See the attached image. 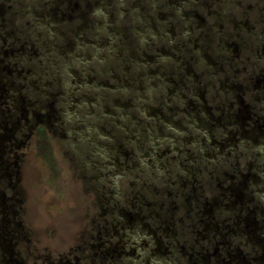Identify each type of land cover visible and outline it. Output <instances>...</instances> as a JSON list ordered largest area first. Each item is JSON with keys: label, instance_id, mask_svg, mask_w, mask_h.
I'll list each match as a JSON object with an SVG mask.
<instances>
[{"label": "flooded vegetation", "instance_id": "1", "mask_svg": "<svg viewBox=\"0 0 264 264\" xmlns=\"http://www.w3.org/2000/svg\"><path fill=\"white\" fill-rule=\"evenodd\" d=\"M0 264H264V0H0Z\"/></svg>", "mask_w": 264, "mask_h": 264}, {"label": "rangeland", "instance_id": "2", "mask_svg": "<svg viewBox=\"0 0 264 264\" xmlns=\"http://www.w3.org/2000/svg\"><path fill=\"white\" fill-rule=\"evenodd\" d=\"M65 50L69 51L68 49ZM66 62L70 65L68 59H66ZM120 90L121 89H119V91ZM32 171L40 175L43 173V168L40 165H35L33 166ZM36 183L37 189L42 191L44 186L41 178L39 181L37 180ZM46 186L47 183L45 181V187ZM48 187L46 191H43L42 194L39 195L40 202L38 207H36L40 211V214H44V216L41 215L42 217L40 219L38 218L39 223L35 226L37 233L43 237L49 236L50 239H67L69 236L77 235L78 227H76V221H74L76 215H74L75 212L71 211L70 208L73 207V201L74 198H76L74 192L72 191V193L70 191L68 196H65L64 198L61 196L55 197L52 195L51 191L48 190Z\"/></svg>", "mask_w": 264, "mask_h": 264}]
</instances>
